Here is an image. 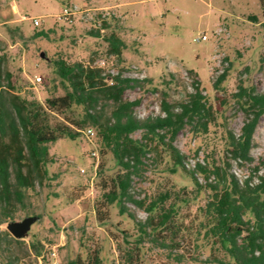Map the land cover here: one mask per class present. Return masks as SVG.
I'll return each instance as SVG.
<instances>
[{"label": "trees", "instance_id": "1", "mask_svg": "<svg viewBox=\"0 0 264 264\" xmlns=\"http://www.w3.org/2000/svg\"><path fill=\"white\" fill-rule=\"evenodd\" d=\"M259 5L264 17V0ZM116 11H100L81 22L87 36L103 41V55L116 60L108 65L123 68L128 45ZM249 20L260 23L256 15ZM57 24L51 29L37 28L31 39L50 38ZM13 32L14 43L25 41L19 27ZM51 62L53 76L41 100L27 91L30 85L21 76L20 62L8 63V55L0 50L2 219L26 210L27 197L53 180L49 171L52 143L81 141L93 129L99 147L97 156L95 151L90 153L95 161L96 197L86 220L93 217L105 234L89 232L84 225L80 252L61 264H264V162L254 165L252 157L255 132L264 115V92L242 80L229 92L223 86L227 68L209 87L215 96L204 94L199 83L179 100H171L165 91L162 114L139 119L135 108L141 99H126V91L146 84L153 91L159 86L171 90L177 85L173 74L153 85L150 79L125 76L122 70L112 75L107 67L72 62L62 55ZM232 104L245 115L240 134L227 125ZM185 129L189 154L195 160L192 167L188 155L175 145ZM137 132L139 137L134 136ZM233 163L253 168L239 177ZM136 181L141 186L138 193ZM129 205L146 213V218H138ZM51 248L35 238L29 251L37 259ZM19 261L8 254L0 264Z\"/></svg>", "mask_w": 264, "mask_h": 264}, {"label": "rangeland", "instance_id": "2", "mask_svg": "<svg viewBox=\"0 0 264 264\" xmlns=\"http://www.w3.org/2000/svg\"><path fill=\"white\" fill-rule=\"evenodd\" d=\"M73 5L82 9L117 10L122 37L128 45L124 51L126 64L123 68L109 66L116 60L103 55L105 46L101 39L85 34L81 15H76L73 23L59 20L62 10ZM251 15L258 16L260 23L251 22ZM35 19L40 21V26L34 25ZM263 22L259 0H0V50L8 55V63L20 62L21 76L30 85L27 91L34 92L41 100L45 97L43 90L47 80L53 76L51 59H58L61 55L69 61L94 66L105 60V67L114 69V75L122 70L126 76L150 79L153 85H157L162 77L170 79L173 74L177 85L171 90L159 86L157 91H153L151 85L146 84L142 89L126 91V99H141L135 114L139 119H145L162 114L161 102L165 91L170 93L171 100H179L186 97L187 91L194 92V84L199 83L204 94L215 96L209 87L227 68L228 76L223 86L229 92L235 91L238 81L242 80L263 93ZM56 24L58 26L50 38L31 39L37 28L51 29ZM16 27L21 29L24 42L14 43L12 36ZM217 31H221L219 35ZM204 35L207 40H202ZM42 53L45 58L41 57ZM38 77L42 80L38 81ZM216 96L224 97L222 93H216ZM227 117L229 129L240 134L245 115L239 106L232 104ZM134 136L139 137L140 132ZM189 142V132L185 129L177 137L175 145L188 155L187 163L192 167L195 160L189 154ZM50 146L53 163L49 171L53 180L45 187L39 186L32 196L27 197L26 210H17L13 218L5 220L0 216V261L8 254L14 260L20 259V264L36 260V255L29 251L31 240L36 238L56 247L58 259L63 263L80 252L79 239L84 225L89 232L95 231L100 236L105 234L93 217L86 220V215L93 212L96 197L95 161L90 153L95 151L98 154L97 140L87 137L78 142L60 139ZM252 157L254 165L264 162V115L255 132ZM252 168L253 165L240 168L233 163V171L239 177L249 174ZM134 187L138 193L139 181ZM77 196L81 198L71 200ZM129 206L138 218H146V213ZM113 213L115 215L116 211ZM28 216L40 218L24 242L12 243L10 237L13 236L7 225ZM6 249L9 253L2 251ZM114 264L119 263L116 261Z\"/></svg>", "mask_w": 264, "mask_h": 264}, {"label": "built area", "instance_id": "3", "mask_svg": "<svg viewBox=\"0 0 264 264\" xmlns=\"http://www.w3.org/2000/svg\"><path fill=\"white\" fill-rule=\"evenodd\" d=\"M107 9H87L85 7H79L77 5L73 6H68L65 7L62 10V13L59 15V20L60 21H69V22H74L76 15H81L82 20H88V19H93L95 15H97L98 12L100 11H106ZM40 21L38 19L34 20V25L35 26H40ZM221 31H217V34L219 35ZM207 36L204 35L202 37V40H207ZM99 67H105L106 66V61L101 60L98 62ZM109 72L114 75V69L109 70ZM118 74V73H116ZM126 76V75H125ZM132 77V76H129ZM137 77V76H136ZM38 81H41V78H37ZM86 136L88 139H91L95 136V132L93 129H88L86 132ZM94 155L97 156V153L95 152ZM49 252V253H48ZM47 253H44L43 255L39 256L33 264H61V261L58 259L57 255V249L56 247H52L51 250H49Z\"/></svg>", "mask_w": 264, "mask_h": 264}, {"label": "water", "instance_id": "4", "mask_svg": "<svg viewBox=\"0 0 264 264\" xmlns=\"http://www.w3.org/2000/svg\"><path fill=\"white\" fill-rule=\"evenodd\" d=\"M42 58H45V54H41ZM39 220L38 216H28L22 221L11 222L7 225V230L11 235L18 240L28 237L32 226Z\"/></svg>", "mask_w": 264, "mask_h": 264}]
</instances>
